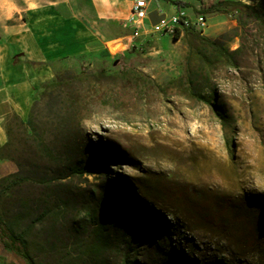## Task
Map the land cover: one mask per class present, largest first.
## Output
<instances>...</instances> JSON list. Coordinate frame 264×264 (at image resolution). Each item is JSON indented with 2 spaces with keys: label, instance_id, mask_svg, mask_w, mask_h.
<instances>
[{
  "label": "rangeland",
  "instance_id": "1",
  "mask_svg": "<svg viewBox=\"0 0 264 264\" xmlns=\"http://www.w3.org/2000/svg\"><path fill=\"white\" fill-rule=\"evenodd\" d=\"M185 2L204 33L100 24L102 50L46 65L26 117L8 120L0 213L38 264H264V20L244 6L264 19V0Z\"/></svg>",
  "mask_w": 264,
  "mask_h": 264
},
{
  "label": "crops",
  "instance_id": "2",
  "mask_svg": "<svg viewBox=\"0 0 264 264\" xmlns=\"http://www.w3.org/2000/svg\"><path fill=\"white\" fill-rule=\"evenodd\" d=\"M70 1L76 7L64 11L59 0H0V144L7 140L12 115L26 117L33 86L45 66L61 57L101 51L110 38L100 24L122 21L127 26L133 0ZM156 2L152 8L150 4L147 20L153 9L166 11L170 6L168 13H172L177 6L170 1ZM86 21L96 22L101 29L93 30ZM115 41H108L107 46Z\"/></svg>",
  "mask_w": 264,
  "mask_h": 264
},
{
  "label": "trees",
  "instance_id": "3",
  "mask_svg": "<svg viewBox=\"0 0 264 264\" xmlns=\"http://www.w3.org/2000/svg\"><path fill=\"white\" fill-rule=\"evenodd\" d=\"M175 5L187 6L188 3L182 0H169ZM245 8L252 11V13L256 16V19L264 20L260 16L259 7H254L250 5H244ZM173 38L177 39L178 34L177 31L173 35ZM208 43L211 49L215 52V54L219 58L229 60L233 51H229L228 49L222 47L216 41L208 40ZM212 95L205 97V103H207L213 112L219 117L223 118V115L220 113L218 108L215 106V103L212 102ZM105 154V153H104ZM102 159H107L106 155L101 156ZM68 161V160H67ZM73 161V160H71ZM67 168L70 172L79 173L81 172L79 166L75 162H70L67 165ZM115 194V193H114ZM116 201L121 203L123 200L122 193L115 194ZM13 218L16 215L12 216ZM29 240L27 239L25 230L17 231L14 228L13 222L9 219L5 214L0 213V254H4L8 261L12 264H38L29 251Z\"/></svg>",
  "mask_w": 264,
  "mask_h": 264
},
{
  "label": "built area",
  "instance_id": "4",
  "mask_svg": "<svg viewBox=\"0 0 264 264\" xmlns=\"http://www.w3.org/2000/svg\"><path fill=\"white\" fill-rule=\"evenodd\" d=\"M150 4V0L132 1L126 24L133 20H140V29H132L133 37H142L146 33L168 36L169 29H177L178 38H180L187 30L195 29L204 33L208 28V16L204 12L198 11L190 14L187 8L181 5H177L172 13L160 9L161 18L159 21L150 23L146 21ZM235 15L236 11L229 13L230 17H235Z\"/></svg>",
  "mask_w": 264,
  "mask_h": 264
},
{
  "label": "bare ground",
  "instance_id": "5",
  "mask_svg": "<svg viewBox=\"0 0 264 264\" xmlns=\"http://www.w3.org/2000/svg\"><path fill=\"white\" fill-rule=\"evenodd\" d=\"M127 25H129V27L131 29H140V20H133V21L129 22V24H127ZM176 31H177V29H169V35L171 37H173V35L176 33ZM128 43H129V39L127 37L120 39V45L122 47L128 45Z\"/></svg>",
  "mask_w": 264,
  "mask_h": 264
}]
</instances>
